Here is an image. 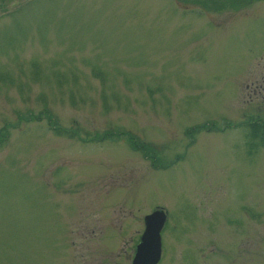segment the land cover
<instances>
[{"label": "rangeland", "instance_id": "374dc122", "mask_svg": "<svg viewBox=\"0 0 264 264\" xmlns=\"http://www.w3.org/2000/svg\"><path fill=\"white\" fill-rule=\"evenodd\" d=\"M229 2L0 0V264H133L158 209V264H264V0Z\"/></svg>", "mask_w": 264, "mask_h": 264}, {"label": "water", "instance_id": "95a60500", "mask_svg": "<svg viewBox=\"0 0 264 264\" xmlns=\"http://www.w3.org/2000/svg\"><path fill=\"white\" fill-rule=\"evenodd\" d=\"M167 216L164 211L158 210L145 218V231L133 264H158L162 257V230L165 227Z\"/></svg>", "mask_w": 264, "mask_h": 264}, {"label": "trees", "instance_id": "16d2710c", "mask_svg": "<svg viewBox=\"0 0 264 264\" xmlns=\"http://www.w3.org/2000/svg\"><path fill=\"white\" fill-rule=\"evenodd\" d=\"M198 1V5L202 6V7H206L210 2H214V1H222V2H227V1H230V7H232L233 10H236L237 8V3H239L238 6H240L241 4H246V0H197ZM253 1H257V0H252ZM226 6V5H225ZM235 8V9H234ZM48 111V110H47ZM50 112V111H48ZM51 113V112H50ZM49 115V122L51 121L52 117ZM31 119H33V117H31ZM252 129L251 132H253V135L255 136V139H258L261 143V145L264 147V125H262L261 122H257V121H254V123H250L249 125ZM197 131H203V130H207V128H211L213 129V131H216V130H219V128L217 127V125L215 124H204L203 126H200V127H195ZM60 129L58 128L56 131H59ZM188 132H192L191 130L188 131ZM112 135V134H111ZM135 144V143H134ZM136 147V145H135ZM138 148H142L144 150V155L147 157V158H150L152 160V164L157 167V168H160V165H158V162H157V158L159 157V155L154 151V149L152 147H144L143 145H137ZM153 149V156L149 153L150 152V149ZM162 168H166L165 167H162Z\"/></svg>", "mask_w": 264, "mask_h": 264}]
</instances>
